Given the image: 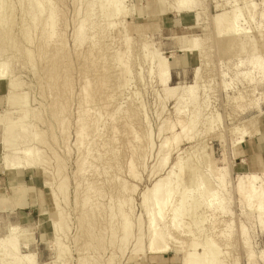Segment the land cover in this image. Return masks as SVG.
Returning <instances> with one entry per match:
<instances>
[{
	"label": "rangeland",
	"instance_id": "1",
	"mask_svg": "<svg viewBox=\"0 0 264 264\" xmlns=\"http://www.w3.org/2000/svg\"><path fill=\"white\" fill-rule=\"evenodd\" d=\"M94 1L51 0L48 2V7L46 3V10L43 12L45 14L40 16V19L37 18V21H33V17H31L33 3H29L28 0L22 2L7 0L9 8L5 15L9 14L10 17H8L11 20L10 23H7L8 26L6 24L4 30L0 31V47L4 50L3 52L0 49V115H3V119L0 121V196L3 199H8L13 195V188L18 182L16 175L23 174L26 183L33 190L36 206L27 209L13 208L11 211L0 209V238L5 237L13 226L28 228L27 232L20 236L21 246L25 247V242H28V247H21V251L35 252L38 264H55L56 262H58L57 264H95V262L96 264H184L186 251L191 248L188 246L190 245L188 242L196 238L197 235L198 241L213 238L216 243H219L222 254L219 259L224 264H264V253L260 252L264 248V222H261V219L264 220V216L260 219L257 210L253 211V208L251 209L244 201L240 202L235 182L239 174L264 171L255 170L249 166V157L253 152L251 145L260 132L246 138L242 143H237L240 134L234 130L235 127H241L256 116V126L260 131L264 130V100L260 110L255 107H247L246 110H243L241 105H238L242 102L238 98V92H240L239 95L242 92L246 96L248 94L247 100L253 97L264 99V79H262V77L264 78V18L261 20L262 18L259 16L262 11L261 6H258L257 10L254 9L257 12L255 21L248 17L247 21L250 20V24L244 19L241 20L242 26L245 25L246 29L253 27V33L256 32L257 44L262 51L263 58L262 68L252 72L256 83L248 84L247 79H244L243 73H241L242 70L245 72V68L236 67L239 61L236 56L223 55L222 51L217 49L211 16L217 13L214 7L218 0H203L206 11L203 13L200 23L197 22L194 13L177 14L175 11L159 13L158 7L161 6H158L157 0H129L127 1L130 8L129 14L125 18L114 17L108 23L107 20L100 18L102 8L100 9L101 6H98L97 2L94 4ZM219 3H222V0H219ZM50 7L53 8L56 17L53 25L49 24L47 16L50 15L48 13L51 10ZM247 8L250 10L249 7ZM88 9L91 11L87 18L95 19L98 24L94 23L93 28L87 26V38L85 37L81 44L75 45L78 23L84 15L86 16ZM162 10L164 9L161 7L159 11ZM245 10L243 13H247L246 15L253 11V9L249 12L247 10L245 13ZM34 23H38L37 26ZM48 26L53 27L54 34L52 33V36L47 35L52 32L49 31ZM46 31L49 33L46 34ZM47 37L50 39L48 40ZM195 38L202 39V42L203 40L207 41L206 44H203L202 47H205L202 50L208 51V55L203 59L199 75L196 78L199 82V92L200 94L203 92L204 101L206 99L205 103L208 105H205L204 117L207 115L206 117L211 119L213 115L214 117L218 115L219 120L216 125L214 124L213 131H207L206 124L200 123L194 137L187 142L184 138H188L184 134L188 132L184 130L183 134L184 131L181 132V127L176 122L177 96L185 88V85L179 86L174 94L170 91L166 92L165 87L158 82L155 61L151 59L149 52L159 51L168 58L172 85L190 84L193 81L194 68L200 63L199 51H187L185 48L192 46ZM128 41L129 43H127ZM128 45L131 47L128 48ZM118 56L122 57L121 61ZM123 56L128 61H125ZM121 66L125 67L126 71L120 69ZM9 78H11L10 81ZM12 79L17 83L11 81ZM258 79L260 83H258ZM12 82L16 85L15 91L10 89L11 86L9 87ZM96 84H100V86ZM85 85L91 86L88 92L91 93L88 97L84 93L86 92L84 91ZM250 85L255 86L256 94L253 95L248 91L253 88ZM95 86L97 87L95 88ZM249 93H252L251 96ZM8 96L11 98L9 99ZM234 96H237L238 99ZM259 96L261 97L259 98ZM182 106L185 105L182 104ZM54 109L55 111H53ZM5 115H7V123L18 122L15 125L6 124L4 126ZM80 118H85L84 123H87L88 128L85 125L82 126ZM78 122L79 124H77ZM170 123L176 127L174 128V125L172 126ZM80 124L85 128L82 129L84 131L82 134H87L81 135L79 139L76 136H78L77 131L82 128L78 127ZM34 125L35 127H33ZM16 127L21 128V133L12 130ZM170 128H174L183 135L180 137L182 141L177 145L176 150L175 145L171 144L169 161L167 159L165 161L162 157L164 156L163 151L166 153V148L160 147V144L163 145L166 137L170 140L172 136ZM37 132L39 137L34 140L33 144L30 141H32V135ZM4 135L7 136L8 142L12 139L14 147H21L25 144L39 146L40 152L37 153V161L42 163L47 161L53 166L48 168V174L44 171L47 169L46 166H44V170L2 169L1 155L6 149L2 139ZM162 148L161 152L159 149ZM179 158L180 166L175 168V172L184 174L181 175L184 179L180 178L182 182L179 180V185L186 184L185 187H187L189 177L194 173L199 178L200 176L204 178L197 177L198 183L196 178L191 185L188 184L189 190L193 189L190 197L191 195H202L204 189L213 180L214 174L217 172L215 170L214 173L207 172L210 167L214 169L221 166L228 167L229 189H227L225 201L226 212L221 211L220 215V210L213 211L211 208L197 210L196 216L201 214L198 222L190 221L188 215H191L192 211L188 215L185 213L182 216L184 221H181L182 225H180L185 227L183 226L179 231L173 229L174 237L166 238L167 241L169 240L167 242L168 250L151 252L148 250V236L151 231L149 232L146 209L144 210L141 204V193L151 187L160 177L166 178V173L168 174L173 163L177 162ZM202 158L203 160L208 159V161L205 162ZM59 159L62 161V165L61 162H58L63 168L61 172L64 173L62 174L56 170L55 163L57 161L55 160L60 161ZM60 165L58 166L61 169ZM181 167L182 169H180ZM196 168L198 169L196 170ZM178 169L179 171H177ZM57 173L61 175L60 177L65 176V179H68L66 184L69 186H67L66 198L61 196L60 201L63 214L65 213L64 222H62V228H64L61 229L62 233H59L60 242L63 243L60 246L62 245V249L64 248L65 251V253L62 251L63 259H59L57 256L58 248L55 245L59 240L51 228L52 220L57 219L58 214L49 184H45L54 181V178H57ZM51 176L52 178L54 176L53 180ZM171 176L175 180L174 175L171 174ZM123 181L127 191L124 190V195L119 191L122 186L120 183ZM202 181L205 187H202L203 189L199 187L200 190H198V185ZM89 186L91 187L89 188ZM28 189L27 187V191ZM88 194L92 197V202L100 203L98 209L95 208V213H99L93 218L95 221L93 219L88 221L86 216L81 217L84 214L82 210L85 209L82 202H84L85 196H89ZM121 199L125 202V205H122L123 211L128 214L129 221L132 223L130 225V228L132 226L131 233L129 232L131 236L128 239V236H124L126 241H123V237L121 238L124 235L123 231L120 232L122 219L118 215L119 205L117 204L123 202ZM201 199L203 198L201 197ZM26 213L28 215H25ZM111 213H115L113 218H111ZM83 218L85 219L83 220ZM118 218L120 219L118 220ZM167 219L169 221V217ZM110 220L113 224L112 228ZM226 220H230L231 224L225 225ZM213 221L214 226L212 225ZM242 224L247 232L245 237L241 232ZM188 230H190L189 233ZM194 231H197L196 234ZM221 231L223 232L221 233ZM224 233H228L230 236L228 237ZM199 245L197 251L203 252V245ZM250 249L253 250L252 255L249 254ZM2 254L0 252L1 258ZM2 260L0 259V263Z\"/></svg>",
	"mask_w": 264,
	"mask_h": 264
},
{
	"label": "bare ground",
	"instance_id": "2",
	"mask_svg": "<svg viewBox=\"0 0 264 264\" xmlns=\"http://www.w3.org/2000/svg\"><path fill=\"white\" fill-rule=\"evenodd\" d=\"M23 0H20V2H22ZM29 3H33V8H32V11H31V17H33V21L36 20L37 21V18H39L40 16L42 17V15H44L45 13V10H46V3H47V7H48V2L51 0H28ZM127 1L129 0H95L94 1V4H96L95 2H97V5L98 6H101L100 9L102 8L101 12H100V18H102V20H107L108 23L109 21L112 20V18L114 17H126L128 14H129V11H130V8L128 7V4H127ZM242 1H244V5L242 4ZM138 3V2H137ZM157 3H158V6H161L164 10L162 11H159V9L161 7H158V12H171V11H175V13L177 12V14H180V13H194L195 16H196V19H197V22L201 21V17L204 15L203 13L206 11L205 7H204V2L203 0H157ZM217 4L215 5V10L217 11V13H214L212 17V25H213V30L214 31V38H215V41H216V44H217V49L222 51V54L223 55H228V56H236V58L239 60L238 63L236 64V67H240L242 69H244L245 72H242L243 73V76H244V79H247L246 81L248 82V84H253V82H255V78L252 76V72L253 70H257L259 68H262V65H263V58H262V55H261V49L259 48V45L257 44V38H256V32L254 31L253 33V27H249V29H246L245 28V25L242 26V22L241 20L244 19V21H247V17L250 19V20H254L255 21V14L257 13L256 11H254V9L258 8V6H261L260 8H262V11L260 12V17L262 18L261 20H263L264 18V0H260V1H257V0H222V3H219V0L216 2ZM130 4V3H129ZM8 3H7V0H0V31L6 27V24L7 23H10L9 21L11 20L9 17V14L6 16L5 15V12L7 13L8 11ZM91 7V6H90ZM250 8V10H248V8ZM51 8V7H50ZM99 8V7H97ZM53 8H51V10H49L50 12V15L48 14V19H49V24L50 25H53V21L54 19H56L55 17V13H53ZM245 10V13L246 11L248 10L249 11H253L255 12L254 14L252 12H249V15H246L243 13V10ZM257 10V9H256ZM91 10H87V14L86 16L84 15L83 19H81L78 23V28L76 29V37H75V42L77 44H81L82 41H84L85 37L87 38L86 36V28L87 26H90V28H93L94 27V23H96L95 19L91 20V19H88L87 18V15L90 13ZM30 12V11H29ZM56 12V11H55ZM145 12V11H143ZM47 13V12H46ZM139 13V12H138ZM137 13V14H138ZM246 15V16H244ZM9 16V17H8ZM56 16H57V13H56ZM99 17V16H97ZM46 18V17H45ZM40 19V18H39ZM46 21V19H44ZM97 20V19H96ZM249 20V21H250ZM35 21V22H36ZM88 21V24H86V22ZM243 21V22H244ZM249 21H247L249 23ZM47 22V21H46ZM45 22V23H46ZM56 22V20H55ZM39 23V22H38ZM36 23V24H38ZM40 23H44V22H40ZM112 23V22H111ZM200 23V22H199ZM246 23V22H245ZM35 24V23H34ZM35 24V25H36ZM48 24V23H47ZM47 24L46 27H47ZM98 24V23H96ZM250 24V23H249ZM112 25V24H111ZM248 25V24H246ZM8 26V24H7ZM37 26V25H36ZM249 26V25H248ZM55 27V26H54ZM77 27V26H76ZM134 27V26H133ZM260 27V26H259ZM52 28L53 27H50L48 26V29L49 31H52ZM257 28V27H256ZM255 28V29H256ZM51 29V30H50ZM252 29V30H251ZM262 29V28H260ZM259 29V30H260ZM4 30V29H3ZM45 30V29H44ZM263 31V30H262ZM45 32V31H44ZM260 32V31H258ZM49 33L46 31V34ZM52 33L54 34V32L52 31L51 34H47V35H51L52 36ZM131 33V32H129ZM262 33V32H261ZM3 34V33H2ZM42 34V32H41ZM45 34V35H46ZM146 36V35H145ZM49 37V36H48ZM47 37V39H48ZM118 38V37H117ZM124 38V37H122ZM143 38V37H142ZM193 38V37H192ZM208 38V37H207ZM3 39V37H2ZM10 39V38H9ZM50 39V38H49ZM48 39V40H49ZM120 39V38H119ZM205 39V38H204ZM44 40V39H43ZM126 40V38H125ZM133 40V39H132ZM145 40V39H144ZM147 40V39H146ZM194 44L188 48H185V50L187 51H199V59H200V63L199 65H197L195 68H194V74H193V81L190 83V84H174L172 85L170 82H171V70H170V64H169V60L167 57L163 56L159 51H151L149 52V56H151V59H153L155 61V73L158 77V82L159 84H161L162 86L165 87V90L166 92H171V93H175L178 89L179 86H184L185 85V88L183 90H181V92L178 94L177 96V99H178V107H176V113L178 114L177 117H176V122L179 123L180 125V129H181V132L186 130L188 133L184 134L185 131L183 132L184 136L187 137L188 139L184 138L187 142L193 138L194 134L197 132V127L198 125L201 124H206V130L207 131H213L215 129V125L217 123V121L219 120L218 119V115L217 117H214V115L211 117V119H208L206 116V118L204 117V110H205V105H207L204 101V97H203V92L200 94L199 92V82L198 80H196V78L198 77L199 75V70H200V66L202 65V61L203 59L205 58V56L208 55V51H203L202 49L205 47H202L203 44H206L207 41L203 40L202 42V39L200 38H195L194 39ZM148 41V40H147ZM59 42V41H58ZM62 42V40H61ZM46 43V42H45ZM129 43V41L127 42ZM133 43V42H132ZM188 44V43H187ZM64 45V44H63ZM127 45V44H126ZM47 46V45H46ZM79 46V45H78ZM188 46V45H187ZM127 47V46H126ZM131 47V45L129 46L128 45V48ZM146 47L148 48V45H146ZM62 48V47H61ZM1 51L3 50L1 47H0ZM52 49V47H51ZM104 49V48H103ZM131 49V48H130ZM128 50V49H127ZM125 50V51H127ZM151 50V49H150ZM53 51V49H52ZM129 51V50H128ZM4 52V50H3ZM64 52V50H63ZM88 52V51H87ZM91 52V51H90ZM118 52V51H117ZM122 53V52H121ZM124 53V52H123ZM128 53V52H127ZM221 53V52H220ZM90 54V53H89ZM114 54V52H113ZM126 54V52L124 53ZM91 56V55H90ZM129 55L127 54V58L129 59L128 57ZM246 56V57H244ZM117 57V56H116ZM120 57V56H118ZM121 58H118L120 59L121 61ZM126 58V56H125ZM150 58V57H149ZM123 59H124V56H123ZM122 59V61H123ZM125 60V61H128ZM147 59V58H146ZM151 60V61H153ZM119 61V60H118ZM124 61V62H125ZM131 62V61H130ZM55 63V62H54ZM93 63V62H92ZM91 63V65H92ZM122 63V62H120ZM119 63V64H120ZM127 63V62H126ZM129 65V64H128ZM54 66V65H53ZM52 66V67H53ZM90 66V65H88ZM86 68V67H85ZM237 68V70H238ZM82 69V68H81ZM120 69H123V71H126L124 70L125 67L123 68L121 66ZM127 69V68H126ZM130 69V68H129ZM128 69V70H129ZM54 70V69H53ZM83 70V69H82ZM95 70V69H94ZM240 70V69H239ZM55 71V70H54ZM53 71V72H54ZM84 71V70H83ZM91 71V70H90ZM130 71V70H129ZM52 72V71H51ZM52 72V73H53ZM82 72V71H81ZM3 73H4V70H3ZM126 73V72H125ZM208 73V72H207ZM240 73V74H241ZM56 74V72H55ZM65 74V73H64ZM98 74V72H97ZM48 75V74H47ZM224 75V73H223ZM226 75V74H225ZM3 76V75H2ZM57 76V75H56ZM60 76V75H59ZM97 76V75H96ZM104 76V75H103ZM5 77V76H4ZM11 77V76H10ZM50 77V76H49ZM53 77V76H52ZM82 77V76H81ZM91 77V76H90ZM63 78V77H62ZM11 78H9V81H10ZM51 79V78H50ZM66 79V78H65ZM104 79V78H103ZM262 79H264L262 77ZM52 80V79H51ZM67 80V79H66ZM259 80V79H258ZM11 81H15V80H11ZM55 81V79H54ZM100 81V80H99ZM257 81V79H256ZM262 81V80H261ZM13 82L11 83V85H9L10 89H14V91L16 90V85L13 84ZM16 82V81H15ZM85 82V81H84ZM96 82V81H95ZM17 83V82H16ZM57 83V82H56ZM256 83V82H255ZM260 83V80L259 82ZM262 83V82H261ZM10 84V82H9ZM93 84V83H92ZM101 84V83H100ZM97 85V86H100ZM18 85V84H17ZM91 85V84H90ZM105 85V84H104ZM257 85V84H256ZM56 86V84H55ZM67 86V85H66ZM93 87V85H91ZM89 85H85V90L86 92H84L88 97V95L91 93H88L90 90H89V87H91ZM95 86V88L97 87ZM102 86V84H101ZM245 86V85H244ZM253 87V88H250L248 91L249 92H252L253 95L256 94V92H254L256 90L255 86L254 85H250V87ZM84 87V85H83ZM110 87V86H109ZM227 88V86H225ZM257 87V86H256ZM18 88V86H17ZM245 88V87H244ZM9 89V90H10ZM11 89V90H12ZM84 89V88H83ZM246 89V88H245ZM98 91V90H97ZM11 92V91H10ZM93 92V91H92ZM64 93V92H63ZM240 92H238V98H240L239 100L242 101L240 102L241 104L238 103V105H241V108H243V110H246V108H257V109H261V103L263 102V98L262 100L255 98L253 97L252 99H248L247 100V97H248V94L247 96L243 94L239 95ZM252 93H249L250 96ZM111 95V94H110ZM108 95V96H110ZM114 95V94H113ZM90 96V95H89ZM105 96V95H104ZM264 96V95H263ZM235 97V96H234ZM237 97V96H236ZM235 97V98H236ZM261 96H259L260 98ZM8 98L10 99L11 96H8ZM100 98V97H99ZM107 98V97H106ZM236 98V99H238ZM98 99V98H97ZM112 99V98H111ZM230 99V98H229ZM93 100V99H92ZM100 100V99H99ZM238 100V101H239ZM110 101V100H109ZM88 104V103H87ZM93 104V103H91ZM100 104V103H99ZM182 104H184L185 106H182ZM43 105V104H42ZM144 105V104H143ZM190 106V109L189 106ZM107 106V105H106ZM208 106V105H207ZM206 106V107H207ZM188 107V108H187ZM88 108V107H87ZM97 108V107H96ZM107 108V107H106ZM82 109V108H81ZM95 109V108H94ZM101 109V108H100ZM188 109V110H187ZM52 110V108H51ZM208 110V109H207ZM55 111V109L53 110ZM45 112V111H44ZM78 112V111H77ZM86 112V111H85ZM90 112V111H89ZM79 113V112H78ZM77 113V114H78ZM84 113V112H83ZM88 113V112H87ZM99 113V112H98ZM97 113V114H98ZM207 113V112H206ZM210 113V112H209ZM213 113V112H212ZM211 113V114H212ZM60 114V113H59ZM113 114V113H112ZM214 114V113H213ZM101 116V114H98ZM52 116V115H51ZM92 116V115H91ZM6 117L7 115H5V118H4V126L6 124H11V125H15L18 121H16V123L12 124L11 122L10 123H7L6 122ZM54 117V116H53ZM56 117V116H55ZM209 117V115H208ZM205 118V119H204ZM38 119V118H37ZM57 119V118H56ZM61 119V118H60ZM129 119V118H128ZM84 120L85 118H80V123L82 122V124L78 125L79 126H83L84 125L86 126V124L84 123ZM98 120V119H97ZM86 121V120H85ZM13 122V121H12ZM77 122V121H76ZM63 123V122H62ZM79 124V122L77 123ZM171 124V123H170ZM215 124V125H214ZM257 124V116L254 117V118H251L249 119L247 122H245L241 127H233L234 130L237 131V134L239 133L240 137L238 138L237 140V143H242L243 141H245L246 138L248 137H252L253 135L257 134L260 132L259 128L256 126ZM63 125V124H61ZM164 125V124H163ZM162 125V126H163ZM172 126L174 124H171ZM81 126V127H82ZM88 126V125H87ZM86 126V127H87ZM90 126V125H89ZM123 126V125H122ZM128 126V124H127ZM205 126V125H204ZM35 127V125L33 126ZM63 127V126H62ZM81 128L79 129L76 133L78 134V136L76 137H81L82 132H84L82 129H85V128ZM98 127V126H97ZM171 127V126H170ZM174 128L176 127L175 125L173 126ZM88 128V127H87ZM174 128H170L172 129V136L169 140L165 138V141L163 143V145L160 144V147H164V149L166 148V153L163 151L164 153V156L166 155V157H162L165 161L166 159L168 160L169 159V156L171 154V151H170V147L172 145H175V150L178 148V144L181 143L182 141V137L180 132H177ZM232 128V129H233ZM94 129V128H93ZM117 129V128H116ZM218 129V128H217ZM231 129V130H232ZM12 130H16V131H19V133H21V128H17L16 129H12ZM77 130V129H76ZM133 130V129H132ZM161 130V128H160ZM159 130V131H160ZM163 130V129H162ZM233 130V131H234ZM38 131V130H37ZM87 131V130H86ZM171 131V130H170ZM39 132V131H38ZM38 132L37 134L34 133L32 135V142L34 144V140L36 138L39 137L38 135ZM91 132V131H90ZM75 133V134H76ZM160 133V132H159ZM205 133V132H204ZM203 133V134H204ZM212 133V132H211ZM215 133V132H214ZM234 133V132H232ZM5 134V133H4ZM87 134V133H86ZM84 134V135H86ZM210 134V133H209ZM236 134V135H237ZM83 135V136H84ZM260 135V134H259ZM82 136V137H83ZM136 136V135H135ZM207 136V135H206ZM16 137H18V134H16ZM15 137V138H16ZM151 137V136H150ZM14 138V139H15ZM87 138V137H86ZM3 141H4V147L6 148L4 153L1 155L2 156V165L3 168L2 169H16V170H27V169H40V170H44V166H46V171L48 170V168H51L53 166H51V163H50V167L48 166V162H38L37 161V153L40 152V147L37 146H33V144H25L24 146H21V147H14L13 143H12V139L9 140L8 142V139H7V136L4 135L3 136ZM78 139V138H77ZM78 139V140H79ZM85 139V137H84ZM134 139V138H133ZM82 140V138H81ZM142 140V139H141ZM203 140V139H202ZM2 141V142H3ZM136 141V140H135ZM171 141V142H170ZM25 142V141H24ZM25 143H28V142H25ZM235 143V142H234ZM172 144V145H171ZM234 145H237V144H234ZM153 146V145H152ZM174 148V147H173ZM172 149V148H171ZM203 149V148H202ZM160 151L163 150L162 149H159ZM201 150V149H200ZM137 151V150H136ZM168 151V152H167ZM162 152V151H161ZM159 153V152H158ZM189 153V152H188ZM187 154V153H186ZM185 154V156H186ZM194 155V154H193ZM55 156V155H54ZM53 156V157H54ZM206 156V155H205ZM208 156V155H207ZM181 157V156H180ZM183 157V156H182ZM203 157V156H202ZM160 160L161 157H159ZM178 158V157H177ZM188 158V156H187ZM50 159V158H49ZM80 159V158H79ZM184 159V158H182ZM48 160V159H47ZM60 161L58 160H55L57 161L55 164L57 166V172H60L61 174L64 173V172H61V170L63 169L61 167L62 165V161L61 159H59ZM63 160V159H62ZM203 160V158H202ZM208 161V159H206ZM206 160H203L205 162H207ZM210 160V159H209ZM169 161V160H168ZM180 161V158L177 159V162L173 163L174 165L169 169V172L168 174L166 173L165 177L166 178H159L157 179L151 187L149 188H146L145 191H143L141 193V199H142V207H144V210H145V214L146 216L148 215V220H149V236H148V250H150L151 252L152 251H157L158 250H161V251H164V250H168V241L166 240L167 237H170L169 239L173 238V234L174 232L173 229H177V231H179L180 229H182V227L184 226H180L182 225L181 221L183 222L184 220H182V216L187 213V215L189 214L190 211H192L190 214L191 215H188L189 218H190V221L193 222V221H197L198 222V218H200L201 214L196 216V211L197 210H202L203 208H211L213 211H219V212H226V206H225V201H226V195H227V189H229V185L227 182V176H228V170L226 166H221V167H218V168H209L207 170V172H213L214 170L217 172H215L216 174H214V178L213 180L209 183V185L204 189V193L202 195H198V196H192L190 197V194L193 193V189H190L189 190V187H188V184H192L195 179L199 176L195 175L194 174H191L190 177H189V180H188V183H187V187L186 184L183 186V185H179V180L181 178V180L184 179V177L182 178L181 175H184L183 173H177L175 172V170L177 169L176 167H179L180 164L179 162ZM183 161V160H182ZM211 161V160H210ZM1 162V161H0ZM58 162L60 163L61 162V165L58 164ZM163 163V162H162ZM181 163V162H180ZM183 163V162H182ZM186 163V162H185ZM47 164V165H45ZM132 164V163H131ZM130 164V166H131ZM161 164V163H160ZM165 164H167L165 162ZM164 164V165H165ZM61 167V169L59 168V166ZM135 165V164H134ZM163 165V166H164ZM184 165V164H183ZM196 165V163H195ZM162 166V165H161ZM168 166V165H167ZM198 166V165H196ZM65 167V166H64ZM54 168H56L54 166ZM134 168V167H133ZM132 168V170H134ZM176 168V169H175ZM199 168V167H198ZM196 168V170L198 169ZM182 169V167L180 168ZM201 169V167H200ZM53 170V168H52ZM65 170V169H64ZM155 170V169H154ZM195 170V172H196ZM63 171V170H62ZM179 171V169L177 170ZM49 172V171H48ZM48 172L46 174H48ZM206 172V173H207ZM175 173V174H174ZM199 173V172H197ZM214 173V172H213ZM56 174V172H55ZM68 174V173H67ZM130 174V173H129ZM133 174V173H132ZM174 175V178L175 180L173 179V176ZM58 173H57V178H53L56 180L52 181V182H46L45 184H49V188H50V191H51V196H52V199H53V202H54V206H55V210L58 214V218L57 219H54L52 220V227L53 228V232L54 234L56 235L57 237V240H59L57 242V245H55L57 248H58V251H57V256L58 258H62V251H64V248L62 249V245L63 243L60 242L61 239H59V233H62V222H64V214H63V209L61 208L60 206V201H61V196L62 197H65L66 198V194H67V186L68 184H66L67 180L65 179V176H62L60 177L61 175H59L58 177ZM205 175V174H204ZM139 176V175H138ZM52 178V176H51ZM52 178V180H53ZM74 178V177H73ZM196 180V182L199 180V179H204V178H200ZM180 180V181H181ZM201 181V180H200ZM126 182V181H125ZM182 182V181H181ZM180 182V184H181ZM184 182V181H183ZM236 182V191L238 192V194L240 195L239 199H240V202L242 203L244 201L245 204H248L250 206V208L252 209L253 208V211L254 209L257 210L259 212V217L260 219L262 218V216H264V171L263 172H260V173H257V172H250V173H243V174H239L235 180ZM124 183V181H123ZM120 183L122 184V186L120 187V190L121 192H123V195H124V190L126 191V185L125 183ZM198 183V182H197ZM90 185V184H89ZM125 185V186H124ZM181 187H179V186ZM47 187V186H46ZM69 187V186H68ZM91 186H89L90 188ZM133 187V186H132ZM194 187H197V186H194ZM203 189L202 187H205L204 184H203V181L202 183H200L198 185V190H200V188ZM80 188V187H79ZM20 191V197H24L27 193V187H20L18 189ZM131 190V188H130ZM197 190V189H196ZM76 191V190H75ZM195 191V190H194ZM127 192V191H126ZM199 192V191H198ZM195 193V192H194ZM127 194V193H126ZM199 194V193H198ZM89 195V194H88ZM195 195V194H194ZM197 195V194H196ZM230 195V194H229ZM77 196V195H76ZM68 197V195H67ZM123 197V196H122ZM201 197L203 199H201ZM84 198V197H83ZM82 198V199H83ZM92 197L89 196H85V198L83 199L84 204L83 205V208H85L83 211V215L81 217H85L86 219H89L92 220L95 215H98L96 212V207L98 209V205H100V203L97 204V202H92L91 200ZM125 198V196H124ZM76 199V198H75ZM120 199V198H119ZM126 199V198H125ZM124 199V200H125ZM8 199H3V198H0V208H4L6 207L5 206V202H7ZM65 200V199H64ZM128 200H130L128 198ZM121 201H123L121 199ZM127 201V200H126ZM246 201V202H245ZM64 202V201H63ZM66 202V201H65ZM132 202V201H131ZM5 203V204H4ZM124 203V204H123ZM130 203V202H129ZM121 204V205H120ZM243 204V205H245ZM117 205L118 206V215H120L121 219H122V223L121 226H120V232L122 233L123 231V234L121 236V238L123 239V241H126L129 236H131V228H130V225L132 223H130L129 221V218H128V214L126 212L123 211V206L122 205H125V202L123 201L122 203L119 202ZM77 206V205H76ZM228 206V205H227ZM242 206V204H241ZM248 206V207H249ZM244 207V206H242ZM250 209V210H251ZM100 210V209H99ZM112 209L110 208V211ZM114 210V209H113ZM228 210V209H227ZM243 210V209H242ZM101 211V210H100ZM105 211V210H104ZM126 211V210H125ZM194 211V212H193ZM245 211V210H244ZM98 212V211H97ZM222 212L220 213V215L222 214ZM229 212V211H228ZM193 213V214H192ZM112 217L115 216V213L112 214ZM110 215V216H111ZM117 215V216H118ZM105 216V215H104ZM109 216V217H110ZM101 217V216H100ZM169 217V221H168V218ZM258 217V219H259ZM83 218V220L85 219ZM188 218V217H187ZM216 218V217H215ZM220 218V217H219ZM223 218V217H222ZM96 219V218H95ZM99 219V218H98ZM110 219V218H109ZM108 219V220H109ZM120 218H118L119 220ZM167 219V220H166ZM185 219V218H184ZM224 219V218H223ZM94 220V219H93ZM201 220V219H199ZM221 222L222 220L219 219ZM218 220V221H219ZM82 221V220H81ZM95 221V220H94ZM204 221V220H203ZM93 222V221H92ZM117 222V221H116ZM115 222V224H116ZM165 222V223H164ZM190 222V223H191ZM216 222V220H215ZM261 222L263 223L264 220L261 219ZM66 223V222H65ZM106 223V222H105ZM111 223V224H110ZM110 223L108 221V224H110V227L112 228L113 224L110 220ZM188 223V222H187ZM213 223V224H212ZM211 224L214 226V221L212 222ZM227 223V224H226ZM95 224V223H94ZM98 224V223H97ZM217 224V223H216ZM228 224H231V221L230 220H226L225 221V225H228ZM264 224V223H263ZM262 224V225H263ZM86 225V223H85ZM104 225V224H103ZM117 225V224H116ZM191 225V224H190ZM189 225V226H190ZM220 225V224H219ZM65 226V225H64ZM105 226V225H104ZM115 226V225H114ZM187 226V225H186ZM211 226V225H210ZM209 226V227H210ZM211 226V227H213ZM86 227V226H85ZM85 227H83L84 229H86ZM92 227V226H91ZM90 227V229H91ZM108 227V226H107ZM181 227V228H179ZM185 227V226H184ZM198 227V226H197ZM208 227V228H209ZM225 227V226H224ZM67 228V227H66ZM81 228V227H79ZM89 228V226H88ZM96 228V227H95ZM103 228V227H102ZM115 228V227H114ZM113 228V229H114ZM194 228V227H193ZM201 228V227H200ZM93 229V228H92ZM119 229V228H118ZM117 229V230H118ZM191 229V228H190ZM202 229V228H201ZM204 229V228H203ZM69 230V229H67ZM101 230V229H100ZM106 230V229H105ZM223 230V229H222ZM61 231V232H60ZM91 231V230H90ZM89 231V232H90ZM104 231V230H103ZM114 231V230H113ZM190 230H188V233H189ZM198 231L200 232V230L198 229ZM204 231V230H203ZM27 232V229L26 228H22L18 225L16 226H13L10 228L9 232L6 234L5 237L3 238H0V252L3 253L2 255V258L0 257V259L2 260V262L0 264H38L37 261H36V254L35 252H23L21 251V239H20V236L24 233ZM83 232V231H82ZM88 232V231H87ZM92 232V231H91ZM106 232V231H105ZM111 232V231H110ZM130 232V233H129ZM195 232V231H194ZM197 232V231H196ZM195 232V234H196ZM223 231H221L222 233ZM241 232H242V235L245 237L247 232H246V228L245 226L242 224L241 225ZM64 233V232H63ZM100 233V232H99ZM117 233V232H116ZM116 233H114V235H116ZM173 233V234H172ZM177 233V232H176ZM191 233V232H190ZM205 233V232H204ZM212 233V232H211ZM230 233V232H229ZM130 234V235H128ZM180 234V233H178ZM193 234V232L191 233ZM194 234V235H195ZM199 234V233H198ZM206 234V233H205ZM66 235V234H65ZM90 235V234H89ZM92 235V234H91ZM118 235V234H117ZM175 235V234H174ZM193 235V236H194ZM224 235L226 236H230L228 235V233H224ZM100 236V235H99ZM112 236V235H111ZM124 236H128L126 240H124ZM86 237V236H85ZM177 237V236H176ZM190 237V236H189ZM201 237H202V230H201ZM204 237V235H203ZM210 237V235H209ZM67 238V236H66ZM191 238V237H190ZM199 238V236H198ZM120 239V238H119ZM176 239V238H175ZM202 239V238H200ZM76 240V239H75ZM88 240V239H87ZM92 240V238H91ZM96 240V238H95ZM179 240V239H178ZM190 240V239H189ZM204 240V239H203ZM201 240V241H198L197 240V235H196V238L194 239H191V241H189L188 243H190V246L191 248L187 249L186 251V254H185V257H186V260L184 262V264H222L223 262L219 259L220 255L221 254V251H220V245L219 243H216L213 238L212 239H207V240ZM140 241V240H138ZM180 242V241H179ZM202 242V243H200ZM140 243V242H138ZM183 243V242H182ZM181 243V245H182ZM60 244H62L60 246ZM78 244V243H77ZM170 244V243H169ZM203 245V252H198L197 251V247H199L200 245ZM87 245V244H86ZM176 245V244H175ZM170 246V245H169ZM247 246H248V243H247ZM28 247V242H25V247L23 248H26ZM65 247V246H64ZM77 247V246H76ZM93 247V245H92ZM56 248V249H57ZM84 249V248H83ZM92 249V248H91ZM79 250V249H78ZM262 253H264V248L261 249ZM68 252V251H67ZM86 252V251H85ZM160 252V251H159ZM165 252V251H164ZM65 253V251H64ZM261 253V254H262ZM249 254L252 255L253 254V250H249ZM89 255V254H88ZM184 257V258H185ZM264 257V255H263ZM63 259V258H62ZM83 259V258H82ZM222 259V258H221ZM58 259L56 258V261ZM65 260V259H64ZM55 261V262H56ZM53 263V262H52ZM58 262H56L55 264H57ZM68 263V262H67ZM83 263V262H81ZM65 264V263H64ZM96 264V262H95ZM100 264V263H98ZM224 264V263H223Z\"/></svg>",
	"mask_w": 264,
	"mask_h": 264
},
{
	"label": "crops",
	"instance_id": "3",
	"mask_svg": "<svg viewBox=\"0 0 264 264\" xmlns=\"http://www.w3.org/2000/svg\"><path fill=\"white\" fill-rule=\"evenodd\" d=\"M2 119L3 115H0V121H2ZM259 134V136L255 137L251 145L253 152L249 157V166L255 170H264V130H261ZM16 176L18 177V182L15 184V188H13V195L8 198L7 202H5L6 204L4 203L6 207L0 209L11 211L13 208L27 209L36 206L33 190L31 186L26 183L23 174H18ZM20 187L29 188L24 197H20L19 195L20 191L18 189ZM0 198H2V196H0ZM22 213L24 214V212ZM25 215L28 214L26 213Z\"/></svg>",
	"mask_w": 264,
	"mask_h": 264
}]
</instances>
